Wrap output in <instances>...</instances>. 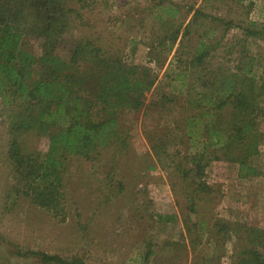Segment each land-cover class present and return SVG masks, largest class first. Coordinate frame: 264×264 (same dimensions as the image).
I'll use <instances>...</instances> for the list:
<instances>
[{
	"label": "rangeland",
	"instance_id": "1",
	"mask_svg": "<svg viewBox=\"0 0 264 264\" xmlns=\"http://www.w3.org/2000/svg\"><path fill=\"white\" fill-rule=\"evenodd\" d=\"M195 11L201 16L192 22ZM83 15L88 25L82 28L89 35L120 50L127 61L149 67L156 80L141 109L119 116L130 146L127 154H114L108 145L93 155L95 162L69 159L65 214L60 217L11 192L7 129L14 109L0 103V264H42L27 252L78 258L85 264H140L148 250L151 264H231L245 245L246 233L223 231L228 237L222 238L214 232L207 236L206 229L212 230L216 219L238 224L257 220L264 228V175L247 182L237 178L236 165L213 162L204 178L213 193L190 206L183 181L190 166L184 132L179 131L187 115L185 95L172 91L181 89L174 80L178 75L186 72V80H192L186 63L201 45L209 52L210 72L232 73L249 58L263 72L264 0H100ZM161 23H167L169 32L180 30L171 47L167 42L157 45L163 36ZM71 42L69 35L65 57ZM150 46L158 48L151 52L153 59L160 52L158 62L151 60ZM34 53L39 50L34 48ZM260 129L264 135V115ZM153 138L163 145L157 156L150 149ZM24 140L29 150L46 153V138L29 134ZM259 154L254 164L264 173V139ZM185 218L200 222L202 237H187Z\"/></svg>",
	"mask_w": 264,
	"mask_h": 264
},
{
	"label": "trees",
	"instance_id": "2",
	"mask_svg": "<svg viewBox=\"0 0 264 264\" xmlns=\"http://www.w3.org/2000/svg\"><path fill=\"white\" fill-rule=\"evenodd\" d=\"M96 1L100 0H0V103L14 109L7 129V158L14 179L11 192L54 217L65 214L64 175L69 159L95 162L93 155L109 146L114 154H127L130 146L119 116L141 109L145 93L156 80L149 67L127 61L120 50L100 44L82 28L88 25L84 12ZM200 16L195 11L192 22ZM161 25L163 36L157 45L164 47L167 42L166 47H171L180 30L174 27L169 32L167 23ZM188 33L189 26L185 36ZM69 35L72 46L65 57L62 51ZM157 49L150 51L153 62L160 59V52L152 58L151 52ZM194 51L185 62L192 80H186V72L178 75L174 80L181 83V89L172 91L185 95L187 115L179 131L184 132L185 162L190 166L183 179L185 201L190 206L213 193L204 180L205 170L213 162L236 165L241 180L264 175L254 164L264 139L260 129L264 71L258 72L249 58L243 68L237 66L232 73L210 72L207 49L201 45ZM29 134L47 139L46 153L26 147L24 138ZM149 142L151 153L157 156L163 145L156 138ZM190 221L185 218L187 237H202L200 222ZM251 221L238 224L216 219L205 234L214 232L226 238L227 234L220 232H245V245L231 264H264V228L257 220ZM213 238L217 244V237ZM151 254L146 251L140 264H151ZM25 255L41 258L42 264H85L78 258L45 253Z\"/></svg>",
	"mask_w": 264,
	"mask_h": 264
},
{
	"label": "crops",
	"instance_id": "3",
	"mask_svg": "<svg viewBox=\"0 0 264 264\" xmlns=\"http://www.w3.org/2000/svg\"><path fill=\"white\" fill-rule=\"evenodd\" d=\"M236 172H237V170H236ZM253 180V179H252ZM252 180H249V181H247V182H251Z\"/></svg>",
	"mask_w": 264,
	"mask_h": 264
}]
</instances>
